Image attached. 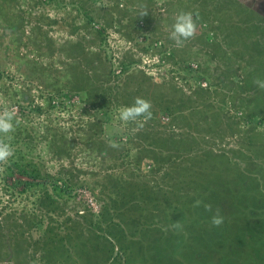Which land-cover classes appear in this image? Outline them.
I'll return each instance as SVG.
<instances>
[{
	"label": "rangeland",
	"instance_id": "rangeland-1",
	"mask_svg": "<svg viewBox=\"0 0 264 264\" xmlns=\"http://www.w3.org/2000/svg\"><path fill=\"white\" fill-rule=\"evenodd\" d=\"M55 1L60 3L56 4L57 9L49 4L35 10V14L19 6L34 17L14 33H4L0 16V110L5 106L16 109L20 123L10 133L15 136L16 145L54 178L69 176L73 185L64 196L50 189L31 195L30 191L21 193L18 189L12 193L0 179V241L16 226L27 229L26 235L35 239L40 234L32 223L41 219L49 234L57 232V239L83 243L85 249L81 256L72 258L68 256L66 241L61 250L46 242L49 258L37 259L35 264H110L113 257L108 239L115 251H120V245L127 248L120 263L116 260L114 264H141L136 263L138 259L146 264H264V120L249 118L250 108L240 105L239 97H229L227 87L219 84L214 90L202 74L198 76L200 64L210 65L216 80L222 78L215 68L217 60H206L207 53L199 43H194L197 38H192L177 50L188 59L185 63H174L169 52L158 50H166V44L172 42L169 38L172 24L152 29L141 16L136 18L141 26L139 33L115 24L105 27V39L99 45L87 47L99 55L97 63H88L90 74L105 72L111 66L115 69L118 80L114 87L120 102H134L139 96L134 89L143 79L140 87L148 88L142 97H147L156 83L158 97L166 98L171 93L179 102L188 97V102L200 111L201 115L192 119V123L177 124L173 127L175 134H169L178 140L186 134L193 137L188 142L182 141L176 149L156 148L160 152L155 163L143 154L147 145L138 137L150 119L143 128L121 121L118 113L125 105L111 103L109 108H93L75 93L56 95L54 106H49L47 96L64 86L63 72L67 71L62 61L66 56L58 51L50 54L51 41L57 46L68 44V40L76 41L81 30L70 31L83 23L76 2L71 6L68 1L62 4L61 0ZM111 1L92 2V9H99L100 5L104 8ZM120 1L140 14L141 9L131 4L132 0ZM166 1L153 0L152 7L149 2L153 26L155 20L164 18ZM240 1L264 16V0ZM194 5L193 1L177 8L189 11ZM99 24L104 26V21L95 22L94 27ZM203 25L210 28L207 20ZM38 29L50 36L42 49L37 44ZM261 49L264 50L263 45ZM133 58L135 61L122 72V61ZM53 63L56 68L50 66ZM243 66L237 73L238 80L249 79L248 75L253 73L244 62ZM224 80L220 82L225 83ZM168 82L179 87L172 91L173 85ZM197 85L209 87L208 92H191ZM161 103L159 100L152 103L153 120L157 113L163 121H173L168 113L157 110ZM201 103L210 106L202 108ZM39 105L40 111L36 110ZM174 108L177 113V107ZM110 141L117 142L119 147H109ZM130 143L133 146L122 159V148ZM101 148L105 149L104 154ZM66 169L70 173H59ZM127 181H135L143 190L126 195ZM59 184L63 182L59 180ZM221 195L225 208L235 211L222 214L224 222L215 227L211 224L212 215L202 213L206 212L203 204H212ZM197 200L203 203L194 207ZM177 221L182 227H175ZM0 245H4V240ZM198 249L203 254L197 253ZM157 252L161 254L154 256ZM27 255L22 253L19 260H0V264H28Z\"/></svg>",
	"mask_w": 264,
	"mask_h": 264
},
{
	"label": "trees",
	"instance_id": "trees-1",
	"mask_svg": "<svg viewBox=\"0 0 264 264\" xmlns=\"http://www.w3.org/2000/svg\"><path fill=\"white\" fill-rule=\"evenodd\" d=\"M50 1L52 0H41L40 2ZM98 1L100 0H92L93 3H97ZM193 1L196 6L194 5L191 7L189 11L199 14L196 31L198 35H195L194 38H197V40L194 43H199L200 47L203 48V51L207 53L208 57L206 60L211 59L213 62H215L214 59H216L218 61L215 62V68L220 70L222 78L216 80V76L214 75L215 72L213 70L211 71L210 65L202 66L200 64L199 66L201 67V73H198V76L200 77V74H202L205 80L209 82V86H213L214 90H216L219 84H221L222 87H227L229 97H239L242 101L240 105L243 104L242 106L245 105L248 109L250 108L252 113L247 114L249 118L255 116L256 118L260 117L264 120V90L257 88L253 83L254 79L257 77L264 79V50L261 49V45L264 46L263 15H260V13L254 11V9L248 7L240 0H167L164 10V18L161 20H155V26H153V17H151L150 11L152 9L151 7L153 5V0H132L131 4L137 5L141 10L142 7L146 6L148 13L147 15L142 16V18H144L148 25H150L153 29L161 25L163 27L168 24L173 25L174 16L176 15L175 12L182 10H179L177 7L183 4L187 6L189 4L191 5ZM7 2H12L13 5H15L19 1H0V16L1 23L3 25V31L5 33H12L14 24L19 23L23 27L24 23L33 18L34 15L25 14V11H23V13H19L11 10L5 5V3L8 4ZM37 2L39 1H36L35 4H37ZM149 2H151V7L149 6ZM40 5L42 7L43 4ZM128 5L129 4L126 5L120 0H112L111 4L108 6L104 8L101 7L100 13L103 12L102 14L95 13L90 10L82 11L81 14L83 17V23L80 27H77L76 29L72 28L70 31L71 33H74L78 29L81 30L78 33V39L76 41L68 40V44L65 45L62 43L60 46H57L53 40L51 41L52 48H49L50 54L53 55L56 51L60 53L62 52L63 55L66 56L65 60L62 59V61L67 65V71L63 72V76H65L63 79L64 86L58 88L57 90H52L50 95L47 96L50 107L54 106V103H52L54 96H63L75 93L81 95L84 103L89 104L93 108H109L111 103L122 104L125 106H130L133 103V101L130 100L120 102V98L117 97L118 93L114 86L116 85L118 77L116 76L117 73H115L116 71H114L115 69L112 66L105 72L95 71L94 73L90 74L88 71L90 69V65L88 63L93 61L97 63L98 60L96 58H98L99 55L96 54L97 52L95 53L94 51L89 50L87 47L92 44L99 45L100 42L105 39V27L115 24L119 26L123 25L128 27V31L130 29L139 33L138 28L141 26L138 25V20L136 21V18L140 16L136 14L135 9H130ZM171 13L173 15L170 16ZM103 16L105 18H103ZM106 16L108 17L106 18ZM168 18L171 19L168 20ZM227 18L230 21L227 22ZM98 19H101L102 22L104 21V26L99 24L98 27H94L95 22L99 21ZM123 19L125 22L121 21ZM206 20L210 23V28L208 29L203 25ZM36 27L40 28V25ZM40 29L37 30V33L39 34L37 44L39 45V49H42L43 46L48 43L47 38L49 40L50 36L47 35L46 31H42L40 33ZM174 44L175 42L172 40V42L166 44V50H158L169 52L170 57L171 55L173 57L174 63H179L180 61L185 63L186 59L188 58L182 54V52H180L181 50L177 51L179 47ZM232 48L235 49L233 50ZM231 51L235 52L233 53ZM249 51L251 52L249 53ZM247 54L249 56H247ZM87 55L92 57L87 58ZM87 59L89 60L87 61ZM134 61V58L132 61L123 60V70L121 71L124 72L127 70L129 64L133 63ZM243 62L245 63L246 67H250L251 70L249 69V72L253 71V73L248 75L249 79L247 77H241V79L238 80L239 78L236 77L239 74L237 73H239L241 67H245L243 66ZM50 66L56 68L55 63L50 64ZM188 66L189 65H187V67ZM231 67H233V69H231ZM58 80L60 81V78ZM142 80L141 82H137L139 87L134 89V93L136 95L138 94L139 96H143L145 90L148 88L147 86L146 89L143 90V88L140 87L143 84ZM223 80L225 83L220 82ZM169 83L172 82H168V84ZM157 86L158 85L154 83L152 88L155 89H152V91L148 93L147 97L145 98L150 100L152 103L157 102V100L162 102L161 105H156L157 110L168 113L169 116L173 118V121H163L160 115L155 113V120L151 118L146 127L138 133L140 140L145 145H147L144 147L143 154L152 158L155 163L158 162L157 155L160 152L156 148L159 147L160 149H168L171 146V149H176L179 148V145L182 141L185 140L188 142L189 139L193 137H190L188 134H186L183 138L178 140V137L174 138L173 136L169 135L171 132H173L171 135L175 134L173 127H176L177 124L181 123H192V119L195 118L196 120V117L201 115L200 111L196 110L188 102V97H185V102H179L174 97V95L171 96V93L168 94L166 98H160L161 95L158 97L156 95ZM174 87L179 86L173 85L171 88L172 91L174 90ZM207 88L203 87L202 85H197V87L191 92L204 93L208 92ZM236 92H238L240 95H236ZM201 104L202 108H204V106H210V104ZM41 107V105H39V107L36 106V110L40 111ZM174 107H177V113H175ZM203 112L205 111L203 110ZM157 133H159L160 136ZM10 136V143L14 149V155L9 159L7 165H2L4 170L0 172V179L2 180L4 186L7 184L11 188L12 193L14 190L18 189L21 193L30 191L31 195H38L37 191L43 189H45V191H42L41 194L45 193L46 190L48 191L49 189L51 191L57 192L59 195H61L62 192L63 196L64 192H66V194L70 192L69 189L72 187L73 183L69 176H62L59 179H57V177L54 178L50 172L46 171V169L42 167L40 162L33 159L32 156L28 157L27 154L23 152L21 146L16 145L17 142L15 140V136L11 134ZM144 140L147 141L144 142ZM24 142L25 141L22 139V143ZM195 144H193V147ZM131 146H133V143H130L129 147L122 148V159L127 153H129ZM100 152L104 154L105 149L101 148ZM141 157L142 159L146 158L143 155H141ZM59 173L68 174L70 173V170H61ZM59 180L60 183L63 182L64 185L59 184ZM126 183V195L135 194L136 192L143 190V186L137 185L135 181H127ZM47 195L50 197L52 196V193L48 192ZM223 198L224 195H221L220 198L213 199L212 201L214 207L221 210V215L227 214L230 210L225 208V202ZM233 210L235 211V209ZM234 211H229V213ZM202 213L212 215V213L208 211H204ZM112 216H114L113 211ZM44 222L40 219L32 223L35 232L40 234V236L37 235L35 239H32L29 235H26V232H28L27 229L22 230L20 226L12 228L10 230V234L5 233V235L1 237L4 240V245H0V260H19L21 259L22 253H28V264H35L37 259L47 260L49 258V253L47 252L48 243L46 242L51 243V246L56 245V247L60 249L62 243L66 241L68 243V249L70 250L68 256L72 258L76 255L81 256L83 254L85 248H83V243H81L80 240L79 242L81 244L79 245L77 241L70 242L69 240L57 239V232H55V234L52 233L53 231H51L49 234V228L47 231H45L46 227H44ZM42 234L43 236L41 237ZM155 239H158V237H155ZM108 240L110 245V255L113 257L112 261H110V264H114L116 260L118 263H120L119 259H122V254L127 251L126 246L120 245V251H115L114 244L111 242V239ZM167 240H169V238ZM196 252L203 254L202 250L199 249ZM158 254H161V252H157L153 255L155 256ZM153 255L151 256L153 257ZM2 256L3 258H1ZM61 261L63 260L61 259ZM7 263L9 262H6L5 264ZM136 263L146 264L145 261L141 259H138Z\"/></svg>",
	"mask_w": 264,
	"mask_h": 264
},
{
	"label": "clouds",
	"instance_id": "clouds-1",
	"mask_svg": "<svg viewBox=\"0 0 264 264\" xmlns=\"http://www.w3.org/2000/svg\"><path fill=\"white\" fill-rule=\"evenodd\" d=\"M148 9L142 7L139 16L147 15ZM199 18L198 13L192 11L181 10L174 16V23L172 25V31L169 34V38L173 40L177 47H182L184 42L195 37L197 31V20ZM253 83L257 88L264 90V79L257 77ZM152 102L142 96H137L134 102L130 106H124L119 110L118 118L123 122H133L137 128H143L144 124L152 118ZM20 120L17 117L15 107H3L0 110V172L4 169L2 165H7L9 159L14 155V149L10 143V133L15 131ZM109 147L118 148L119 144L115 141L109 142ZM203 202L197 200L194 202V207L201 206ZM206 211L212 213L211 224L215 227H219L224 218L221 215L219 208L213 209L211 203L203 204ZM175 227L180 228L182 225L177 221Z\"/></svg>",
	"mask_w": 264,
	"mask_h": 264
},
{
	"label": "crops",
	"instance_id": "crops-1",
	"mask_svg": "<svg viewBox=\"0 0 264 264\" xmlns=\"http://www.w3.org/2000/svg\"><path fill=\"white\" fill-rule=\"evenodd\" d=\"M16 1H19V2L17 4H15V5H13L12 2H7L8 4L5 3V5L8 6L9 9L14 10V11L19 12V13H23V10L20 8V7H23L25 9H27L28 11H30L32 14L37 13V11H35V10L42 9L43 5L45 6V5H49L50 4L49 7H52V9H57V5L56 4L60 5V3L55 1V0H52L50 2H40L41 0H28V1L16 0ZM36 1H39V2H37V4H35ZM67 1H68L67 5H71V6H72V4H74V2H76V4L79 7L78 9L80 10V12L86 11V10L87 11L90 10V11L95 12V13H100L101 5L99 6V9L96 8V7L92 9V4H93L92 0H61V4L65 3ZM40 4H43L42 7H41ZM75 12H76L75 14H77V10L76 9H75ZM52 16H55V15L53 14ZM99 21L102 22L101 19ZM4 25H5V21H4ZM21 27L22 26L19 23L14 24L13 25L14 29L12 28L13 29L12 33H14V31H16L17 29H20Z\"/></svg>",
	"mask_w": 264,
	"mask_h": 264
},
{
	"label": "built area",
	"instance_id": "built-area-1",
	"mask_svg": "<svg viewBox=\"0 0 264 264\" xmlns=\"http://www.w3.org/2000/svg\"><path fill=\"white\" fill-rule=\"evenodd\" d=\"M159 56V55H158ZM204 84V83H203Z\"/></svg>",
	"mask_w": 264,
	"mask_h": 264
}]
</instances>
